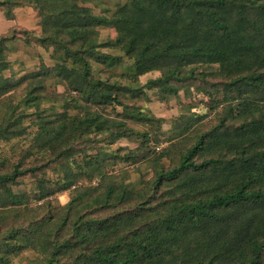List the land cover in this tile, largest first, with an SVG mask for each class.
Wrapping results in <instances>:
<instances>
[{
	"label": "trees",
	"instance_id": "trees-1",
	"mask_svg": "<svg viewBox=\"0 0 264 264\" xmlns=\"http://www.w3.org/2000/svg\"><path fill=\"white\" fill-rule=\"evenodd\" d=\"M109 1L0 0L10 21L14 9L32 6L41 33L28 43L52 49L51 67L7 77L16 29L0 34V150L33 136L28 150L17 145L15 160L0 152V264H263L264 0H112L114 7ZM99 27L114 28L112 47L133 61L122 78L161 75L137 87L94 76L92 63L123 62L99 51ZM191 81L204 82L197 90L211 110L223 106L219 122L173 167L156 170L147 192L122 182L98 193L107 176L103 158L82 144L105 132L129 137L135 131L124 119L154 120L132 99L147 89L175 97ZM22 85L23 99L14 105L9 94ZM72 106L84 115L72 116ZM108 106L122 111L110 117ZM192 120L178 118V134ZM143 138L127 160L163 151L159 133L153 145ZM210 145L216 156L196 160ZM82 152L87 167L71 160ZM28 174L30 189L22 180ZM85 175L99 184L78 186ZM163 187L170 197L152 205L151 191ZM66 190L72 192L66 205L49 200Z\"/></svg>",
	"mask_w": 264,
	"mask_h": 264
},
{
	"label": "rangeland",
	"instance_id": "rangeland-1",
	"mask_svg": "<svg viewBox=\"0 0 264 264\" xmlns=\"http://www.w3.org/2000/svg\"><path fill=\"white\" fill-rule=\"evenodd\" d=\"M109 3L113 4L114 2L111 0ZM111 6L114 7V4ZM96 13L99 14L100 10L97 9ZM14 15V20H7L3 8L0 7V34L8 32L10 28L14 27L16 30L12 34L16 35L17 39L12 45L9 57L13 64L12 69L6 71L4 75L9 77L13 73H16L17 77H21L32 71L40 70V67L43 65L51 67L52 49L50 48L47 50L44 47L34 45L33 42L28 43L29 40L34 41V37L41 33V27L39 26L40 18L37 11L32 6H25L14 9ZM96 35L97 43L100 46L99 51L110 53L115 56H123V62L119 63L114 68H107L102 64L92 63V73L94 76H100L103 80L110 78L113 79L112 81H120L124 85L137 87L139 85H145L148 80L158 78L161 75L160 71L150 72L140 76L136 82H130L127 78H122L124 71L129 69V73L133 72V69H130L133 67V61L125 56L124 52L112 47L117 43L116 30L110 27H99L97 28ZM200 70V68L197 69V71ZM209 79L213 80V77L210 76ZM202 85H205L204 82L191 81L188 84L183 85V89L178 96L162 99L157 96L154 90L147 89L145 90V94L139 98L132 99L130 104H135V106L141 107L142 111L147 115H151L154 120L141 122L130 120L134 118L124 119L135 131V133L129 137L115 140L112 139L110 132H105L98 136V139L92 138L89 141L87 140L85 144H82L83 147H86V152L91 153L92 156L100 153L103 158L102 164L107 176L103 178L102 186L95 187V189L98 190V193H103L106 187L114 184L119 185L122 182L125 185H128L131 190L147 192L150 183L155 177L156 170L173 167L179 160L180 155L191 147L201 134L209 131L217 122H219V114L222 112L223 106L219 107V109L211 110L208 102L209 97L204 95L203 92L197 90V88ZM23 88L24 86L22 85L18 91L13 90L9 94L13 96L12 102L14 105L21 103L23 99ZM57 89L60 93L65 91V88L62 85H58ZM43 104L45 106L49 103ZM72 107L73 108L70 110L72 116L84 115L82 108H77L75 106ZM105 110L106 114L113 118L115 117L116 112L118 113L122 111L121 107L114 110L112 106H108ZM184 116L192 117L193 120L184 133L178 134L179 130L175 128L176 121L178 118ZM26 124H28V122H26ZM35 130L36 128L31 131L33 132ZM157 133L160 134L162 139L161 142L156 144L163 150L160 151V154H155L151 158L145 160H138L136 158H130L127 160V157L129 156L135 157L132 153L137 147L143 144V136L145 134L147 136L146 142L148 145H153ZM32 138L33 136L31 134L29 137L25 136L9 143H2L0 152L3 156H8L12 160H15L17 157L13 155V152L17 145H19L20 151L28 150L31 147ZM218 151L219 150L216 146L210 145L206 148V151L203 154L196 158V160L199 161L208 158L209 156H216ZM18 154L19 156L22 155L21 152ZM83 154L84 152L72 157L71 160L73 161L77 158L81 166L87 167L86 159L88 157H85V154ZM29 163L30 159L27 160L26 164L29 165ZM95 166H98V164ZM53 168L59 169L55 166H53ZM48 174L53 178L58 176L57 172H52L50 169H48ZM90 177L92 176H83L81 180H79L78 186H97L99 180H91ZM113 179L116 182H113ZM22 180L29 189L32 188L34 180L31 175L28 174L23 176ZM213 186L214 184L210 185V187ZM75 187L77 186H73V188ZM151 192L150 197H154L152 205L158 203L160 200H167L170 197V187H163L158 191ZM153 193H155L154 196H152ZM116 195L118 196L119 194L116 193ZM71 197L72 192L66 190L49 197V200L56 201L63 206L70 201ZM42 203L43 201L38 202V204ZM125 205L132 206L133 202H126Z\"/></svg>",
	"mask_w": 264,
	"mask_h": 264
},
{
	"label": "built area",
	"instance_id": "built-area-1",
	"mask_svg": "<svg viewBox=\"0 0 264 264\" xmlns=\"http://www.w3.org/2000/svg\"><path fill=\"white\" fill-rule=\"evenodd\" d=\"M157 150H160V147H158Z\"/></svg>",
	"mask_w": 264,
	"mask_h": 264
}]
</instances>
